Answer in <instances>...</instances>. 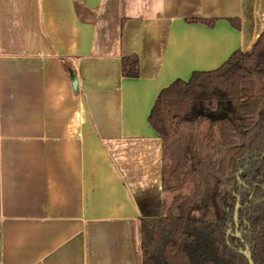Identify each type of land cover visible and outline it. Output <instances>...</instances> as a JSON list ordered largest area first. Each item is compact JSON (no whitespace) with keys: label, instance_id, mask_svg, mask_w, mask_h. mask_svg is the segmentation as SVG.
<instances>
[{"label":"crops","instance_id":"1","mask_svg":"<svg viewBox=\"0 0 264 264\" xmlns=\"http://www.w3.org/2000/svg\"><path fill=\"white\" fill-rule=\"evenodd\" d=\"M262 31L264 0H0V264H141L159 92Z\"/></svg>","mask_w":264,"mask_h":264},{"label":"trees","instance_id":"2","mask_svg":"<svg viewBox=\"0 0 264 264\" xmlns=\"http://www.w3.org/2000/svg\"><path fill=\"white\" fill-rule=\"evenodd\" d=\"M121 72L136 77L137 59L122 57ZM148 123L173 197L163 215L140 218L141 264H249L246 246L264 264V31L218 68L163 88Z\"/></svg>","mask_w":264,"mask_h":264},{"label":"water","instance_id":"3","mask_svg":"<svg viewBox=\"0 0 264 264\" xmlns=\"http://www.w3.org/2000/svg\"><path fill=\"white\" fill-rule=\"evenodd\" d=\"M238 206H239V203L237 201L236 208H235V213H234V222H235L236 227L238 226V224H237V210H238ZM228 234H229V232H228ZM236 236L239 237L240 236V232H237ZM241 253L246 257V259H247L249 264H254L248 246H246L245 249L241 251Z\"/></svg>","mask_w":264,"mask_h":264},{"label":"rangeland","instance_id":"4","mask_svg":"<svg viewBox=\"0 0 264 264\" xmlns=\"http://www.w3.org/2000/svg\"><path fill=\"white\" fill-rule=\"evenodd\" d=\"M164 145H165V150H168L169 145H170L169 142L166 141V142L164 143ZM165 201H166V203H168L169 199H166Z\"/></svg>","mask_w":264,"mask_h":264}]
</instances>
